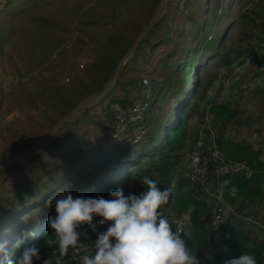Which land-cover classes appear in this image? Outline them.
I'll return each mask as SVG.
<instances>
[{"label": "rangeland", "instance_id": "rangeland-1", "mask_svg": "<svg viewBox=\"0 0 264 264\" xmlns=\"http://www.w3.org/2000/svg\"><path fill=\"white\" fill-rule=\"evenodd\" d=\"M114 1L116 2V0ZM114 1L0 0V161L9 155L40 147L44 143L47 133L60 118L77 104L94 99L110 79L111 76L106 78L104 64L100 61L108 56L118 57L122 53L124 45L134 41L137 36V29L140 26L142 29L150 16V7L145 5L146 0H122L117 3ZM219 1H225L223 6L225 13H223V16L219 15L216 10H212L213 5H210L204 28L200 29V34L197 36L198 40L199 38L202 40L201 44L199 42L200 46L186 55V66L178 68L175 58H168V60L165 58L166 54L171 51L169 45H161L155 48L156 50L152 54L155 70L161 71V74L164 75L169 72V85L161 90L153 89L150 93H147V98L151 97L152 100L157 98L156 105L161 106L167 103L168 96L166 92L168 89L176 95V99L178 94L181 99H184L191 92L195 81L194 69L198 62L203 65L201 61L203 62L206 55L212 51V48H207L202 52L201 47L205 43L204 40L206 37L209 38L212 32L215 33V36L210 44L217 42L219 35L225 33L232 22L231 20H234V23L239 22V24L234 27L232 34H229V37L225 39V43L229 44L232 37L238 41L241 39L242 43L248 45V47L260 46L259 40L264 41V21L260 20L262 17L256 21L258 26L260 25L263 29L259 28L256 34L253 33L249 36L250 29L239 26L242 25V13L248 11L252 6L248 0H233L230 7L228 6V0ZM179 2H181V6L172 9L173 24L176 27V30L171 33L174 40H176L181 30H188V18L197 8L194 2L187 3L186 0H179ZM161 3L162 0H157L152 8L153 13ZM206 3L207 0H202L201 8L203 9L201 12L206 8ZM259 5L264 8V0L259 2ZM181 11L187 12V15L181 14ZM199 18L202 22L203 16L200 15ZM170 20L171 18L168 17V21ZM216 22L218 32H215ZM192 27L191 25L190 29L192 31L190 30V33L194 34ZM158 29H161L159 25L146 38L149 45L158 39ZM241 32L245 33L242 37ZM246 36H249V38H246ZM190 37L192 38L193 35H190ZM189 38L188 44L190 42ZM216 46L215 44L214 47ZM149 57L150 54L146 63ZM128 69V72H124L123 80L140 78L141 75L137 72L138 68L129 67ZM145 75L148 80L151 75L158 76L154 70ZM227 76L225 83L227 86L231 85L228 91L235 93L238 102L235 103L233 99L231 101L229 93L226 94L225 100L235 103L246 114L253 115L255 122H261L257 125L258 129L256 130L251 131L244 128V134L241 137H236L235 128L231 126L228 129L229 135L227 134V136L233 139L248 138L257 144L258 138L264 133L262 123L264 121V84L260 86L261 91L257 93L255 98L253 92L254 88L256 90L255 85L258 83V79L256 80L252 76L251 83L245 87V90L240 91L233 86L234 76L230 74ZM65 78H69V80L66 81ZM254 79L256 80L255 84L252 81ZM131 89L128 92L125 89L121 90V94L126 92L128 94L129 91L137 92L134 90L136 88ZM115 93L116 90H113L110 94L115 95ZM108 100V97H105L97 105L91 106L92 108L76 112L68 121L62 124V129L60 127V130H57L50 141L56 138L58 134H63L68 125L77 122L81 117H86L89 121L93 119ZM175 101L171 100L168 112L172 111L171 107L175 105ZM151 107L146 112L148 118L151 117L150 112L153 109ZM87 110L88 112H86ZM155 112L158 115L160 114L157 109ZM169 116L156 120V131L149 144L140 149H134L128 148L122 143L119 147L111 149L108 154L114 156L120 152L122 153V161L132 162L148 148L152 149L166 136L168 128L173 123ZM167 120L169 121L165 126ZM80 124L81 128L86 126L83 122H80ZM82 134L78 139L70 138L66 141L68 153H75L74 151L79 149L78 146H84L88 143L84 139L86 133L84 134L82 131ZM246 134H249V136H246ZM91 140H96V136H92ZM90 145L93 146V143ZM41 150L42 148L33 155L20 156L17 162L0 169V201L15 194L20 189L32 185L33 174L30 167L36 170V180L39 182L43 181L42 177L44 175H48L46 172L39 171L36 166L37 162L45 160L42 154H38ZM100 150L104 152L106 149L102 148ZM65 156V154L54 155L51 156V160L55 159L56 161L57 158L61 160ZM146 160L147 158L143 161L147 162ZM75 162L77 166L80 161L76 159ZM12 169H15L14 172H12ZM91 176L89 175V177ZM30 177L31 179H29ZM54 178L57 179V177ZM71 185H77V183L73 181L68 185L69 188ZM81 190L82 188L79 191ZM54 194L50 203L55 202L58 198V191ZM41 202L39 201V205L32 208L28 215L20 218L18 226L26 224L31 214L38 217L39 223L47 217V209ZM242 210L264 223V201L257 206L248 204ZM248 228L262 236L257 227L250 225ZM37 233L38 230L32 231L29 238L35 237ZM17 251L21 252L22 250L16 248L11 250L10 253L13 255Z\"/></svg>", "mask_w": 264, "mask_h": 264}, {"label": "trees", "instance_id": "trees-1", "mask_svg": "<svg viewBox=\"0 0 264 264\" xmlns=\"http://www.w3.org/2000/svg\"><path fill=\"white\" fill-rule=\"evenodd\" d=\"M118 1L122 0H116V2H114L117 3ZM176 1L177 0H168L164 15L140 41L130 60L120 71L117 82L110 91L111 93L113 90H116V92L121 93V90L125 89L128 92L129 89L136 88L134 89L137 91L135 95L129 98L127 92L121 95H116V93L115 95H111L109 93L106 96L109 99L108 102L100 109L102 120L97 122L99 129L92 130L90 134H87V129L80 127V122L89 126V124L93 122V119L89 121L88 118L81 117L77 122L68 125L63 134H58L56 138L46 144L38 153L45 157V160L39 161V163L37 162L36 164L39 171L48 174L42 177L43 181L39 182L36 180L37 172L33 167H30L33 174L32 185L24 187L15 194L0 201V244L4 245L5 252L13 262L21 255L23 249L33 245L40 248L42 259L52 256L50 250L54 247L55 233L48 225V218L56 214L54 208L55 202L50 203L51 197H54L55 192L58 191L59 193L61 189L66 191L68 189L74 197H104L105 199H109V193L111 191L122 189L125 195L129 193L138 195L146 189V186L142 185L143 177L148 176L150 179L159 181L158 187L161 189L168 188L173 171L177 168H183V160L189 142V121L201 107L207 89L217 76L216 73L210 72L209 64H211V61L215 60L213 63L216 66L230 68L241 56L243 43L241 39L238 41L235 40L234 37L230 39L231 41L229 44L225 43V39L229 37V34H232L234 25L236 24L233 22L234 20H231L232 22L227 27L225 33H221L218 41L213 42L212 45L210 42L214 39L215 33L211 32L209 38L206 37L204 40L205 43L202 44L201 49L202 52H204L205 49L212 48V51L206 55L203 62L201 61L203 65L198 62L194 69L193 76L195 77V81L191 92L186 95L184 99H181L178 94L176 99V95L168 89L166 92L168 96L167 103L161 106L158 104L156 105L157 98L156 100H152L151 97L147 98V93H150L153 89L161 90L166 85H169V72L164 75L161 74V71H156L154 67V71L158 76L151 75L148 85H143L142 73L146 72L147 69L140 68L137 65H146L147 57L149 54L153 53L158 46L169 45L171 51L166 54L165 58H167V60L168 58H175L178 68L180 66H186V55L200 46L199 42L201 44L202 40L199 38V41L197 36L200 34V29L204 28L203 26L205 25V20L208 18L210 5H213L212 10H216L219 15L223 16V13H225L223 7L225 1L207 0L206 8L201 12L203 9L201 8L202 0H186L187 3H196L197 8L188 18V30H181L176 40H174V38L171 37V33L176 30V27L173 24L174 16L172 14V9L181 6V2H179V0L178 2ZM231 1L233 0H228L229 7L232 4ZM248 1L252 6L248 11L242 13L241 21L244 23L241 26L248 25L251 31L250 33L256 34L258 33V24L256 20L262 17L260 20L264 21V8L259 5V2L263 0ZM156 2L157 0L145 1V5L150 7V16L149 14V17L147 16L149 19L153 14L152 8ZM181 14L187 15V12L181 11ZM200 15L203 16L202 22H200ZM168 17L171 18L170 21H168ZM215 20L217 19L215 18ZM164 24L165 26H163ZM158 25L161 27V29H158V39L155 42H151L149 45V43L146 42V38ZM191 25L193 26L194 34L190 33V30L192 31V29H190ZM216 27L217 22L215 25V32H218ZM140 29L141 26L137 29L136 34H138ZM190 35H193V37L191 38ZM241 35L243 36L244 34ZM188 38L190 39L189 44ZM246 38L248 37L246 36ZM132 42L133 41L124 45L123 51L118 57L108 56L107 58H102L100 62L104 64L106 78L112 75L119 59ZM215 44L217 45L216 47H214ZM132 63L133 67L138 68L137 72L141 75L140 78L123 80L122 77L124 76V72L128 71ZM258 66L263 68L261 74H264V59L259 61ZM103 99H105V97ZM139 99L149 100L144 112L145 116L150 106L153 108L150 112L151 117H146L148 121L155 124L152 133L145 140L133 145H129L127 140L122 137L116 142L104 145L103 143L106 142V132L108 130V118L111 117V105L115 102L122 106L131 105L134 101ZM172 99L176 100V103L171 107L172 111L168 112ZM156 109L160 111L159 115L156 114ZM86 112H88V110ZM208 112L214 120L213 127L215 130L216 144L222 155L225 158L246 160L253 170L252 176L248 179L239 176L233 178L222 177L219 182V189L222 197L235 204L240 211H243L242 209L246 208L248 204L257 206L264 201V159L261 158L262 151L254 147L252 142L247 138L233 139L227 136L228 127L231 123H237L239 121L237 117L240 113V111L229 102L212 103ZM165 116H169L170 119L173 120V123L168 128L166 136H164L159 143L154 145L152 149L148 148L132 162L122 161V153L120 152L114 156L108 154L111 149L119 147L122 143L128 148L134 149H140L146 144H149L156 131V120H161V117L166 118ZM168 121L169 120L166 121L165 126ZM62 127L63 125L60 129H62ZM82 131L84 134L86 133L84 139L87 140L88 143L84 146H78L77 148L79 149L74 151L75 153H68L66 141L70 138L78 139L83 135ZM128 132L127 130L122 134H128ZM94 135L96 136V140L93 141L91 137ZM92 143L93 146L90 145ZM102 148L106 150L101 152L100 149ZM58 154H65L66 156L65 158H61V160L56 157L57 162L55 159L53 162L51 156H56ZM74 155L75 157H73ZM145 158H147V162L143 161ZM76 159L80 161L77 166L75 162ZM14 170L12 169V172H14ZM89 175L92 176L89 177ZM54 177H57V179ZM29 179H31V177ZM73 181H75L77 185H71L69 188L68 185ZM81 188L82 190L79 191ZM38 200L40 202L42 200V205L46 207L47 217L39 223L37 220L38 217L31 214L28 217V223L26 222V224H20L18 226L20 218L28 215L32 208L39 205ZM172 206L178 213L185 214L189 217V225L184 229L181 235L186 241L188 248L191 250V254L197 256L201 264H223L225 259L239 257L242 253L254 254L257 259V264L261 262L264 256V239L262 236L252 232L250 228H246L243 224H231L224 230V248L222 252L212 253L209 251V254L207 253L209 211L201 194H199L197 186L191 185L185 179H179L174 188ZM100 219L101 217L94 215L93 223H97ZM39 227L40 229H38ZM36 230H38V233L35 237L29 238L32 231ZM16 248L22 251H17L12 255L10 253L11 250ZM0 259H2V257H0ZM3 264H6V261H3ZM35 264H40V261H35ZM53 264H55V259L53 260ZM61 264L74 263L62 258Z\"/></svg>", "mask_w": 264, "mask_h": 264}, {"label": "clouds", "instance_id": "clouds-1", "mask_svg": "<svg viewBox=\"0 0 264 264\" xmlns=\"http://www.w3.org/2000/svg\"><path fill=\"white\" fill-rule=\"evenodd\" d=\"M159 181L143 177L146 189L140 194L125 195L122 189L109 193L110 198L73 196L70 191L59 190L55 200V215L49 216L48 225L54 230L59 258L41 257L40 248L33 245L23 249L15 262L3 244H0V264H61L70 248L75 249L83 225L96 232L97 224L111 221L104 232H97L94 254L80 256V264H201L191 254L182 238L185 219L173 220L165 214L163 206L171 196L170 188L161 189ZM94 215L101 217L93 223ZM173 223L179 225L173 230ZM114 238V239H113ZM223 264H257L254 254L242 253L225 259Z\"/></svg>", "mask_w": 264, "mask_h": 264}, {"label": "built area", "instance_id": "built-area-1", "mask_svg": "<svg viewBox=\"0 0 264 264\" xmlns=\"http://www.w3.org/2000/svg\"><path fill=\"white\" fill-rule=\"evenodd\" d=\"M81 66V65H80ZM66 81L69 78H65ZM149 80L145 74L142 75V84L148 85ZM149 100H136L131 105L122 106L115 102L111 105V117L108 118V130L106 142H116L120 137L125 138L129 145L145 140L153 131L155 124L148 121L145 116V109ZM214 120L209 113L203 119V123L196 136L189 139L186 148V155L183 160V168L175 169L171 175L168 188L171 189V196L163 210L173 220L185 219V225L181 228V234L189 225V217L178 213L173 209L172 197L174 188L179 179H185L191 185L197 186L199 194L209 211V232H208V254L210 252H222L223 232L231 224H243L246 228L250 225L257 227L264 239V223L256 220L251 215L238 210L235 204L222 197L219 182L222 177L233 178L239 176L248 179L252 176L253 170L246 160L225 158L216 144ZM128 134H122L125 131ZM111 221L104 225L97 224L96 232L84 225L80 228L82 233L79 244L75 249L70 248L63 258L71 263H80V256L94 254V242L97 239V232L106 231ZM173 230L179 225L173 223ZM114 239V238H113ZM50 254L59 258V250L54 238V247ZM62 259V258H60ZM259 264H264V256Z\"/></svg>", "mask_w": 264, "mask_h": 264}, {"label": "crops", "instance_id": "crops-1", "mask_svg": "<svg viewBox=\"0 0 264 264\" xmlns=\"http://www.w3.org/2000/svg\"><path fill=\"white\" fill-rule=\"evenodd\" d=\"M243 23L244 22H242V24ZM238 24H239V22H237L234 25V27L237 26ZM239 26L241 27V25H239ZM245 27H248V29H249L248 25L243 26V28H245ZM263 27H261L259 25V26H257V30L259 31V28L263 29ZM250 32L248 33L249 36L251 35ZM241 34L245 35L244 32H241ZM249 36H247V37L249 38ZM241 37H242V35H241ZM258 43L260 46H256V47H248V45L243 44L241 56L239 57V59H237L232 64V66L230 68L225 67V66H216L213 63L215 60L211 61V64H209V70L211 73H216L217 76L212 81L211 86L207 89L206 96H205L204 101L201 104V107L191 117V119L189 121V125H188L189 139H192L196 136L197 132L199 131V129L202 126L203 119H204L205 115L207 113H209L208 110H209V107L212 103L228 102L227 100H225V96L228 93H229L228 95H229L231 101L233 99V101L235 100V103L238 102L236 99L235 93L234 92L230 93V91H228L229 88L231 87V85L227 86V84L225 83V79L228 77L227 76L228 74L234 76L233 77V81H234L233 86L236 87L235 89H239L240 91H242L243 89L245 90V87H247L251 83L252 76L254 78H256V80L258 79L257 80L258 83H256L255 79L252 80V81H254V84L256 83V85H255L256 90L254 88L253 95L255 96V98L257 97V93L259 91H261L260 86L262 84H264V74H261V71L263 70V68L258 66L259 61L264 59V41L261 42V40H260V42H258ZM152 54L153 53L150 54V57H149L146 65H143V64L137 65L140 68L147 69L146 72H144L142 74H148L154 70L155 62L152 58L153 57ZM131 56H130V58H131ZM130 58L127 61H129ZM127 61L124 64V66H126V64L128 63ZM124 66H123V68H124ZM131 67H133V63L130 64V68ZM134 93L135 92L130 91L127 94V96L129 98H131V97H133ZM116 95H121V93L116 92ZM229 103L232 106H234L237 110L240 111V113L238 114V117H237L239 121L237 123H235V122L231 123V125L228 127V129H229L231 126H234L235 133L237 134L236 137H238V136L241 137L242 134H244L243 133L244 128L250 129L251 131H253V129H255V130L258 129L257 125H259V123L261 124V122H258V123L255 122V118L253 115L246 114L245 111L242 108H240L239 106H236L235 103H233V102H229ZM100 120H102V115H101V112L99 109V114H97L95 117H93V122H91L89 124V126L86 125L83 129H87L88 130L87 134H90L92 132V130L99 129L97 122H99ZM262 123L264 125V121ZM228 129H227V134L229 133ZM247 135L249 136V134H246V136ZM260 138H258L259 140H258L257 144L252 142L250 139H248V138L247 139L252 142L254 147L259 148L262 151L261 158L264 159V133L261 134Z\"/></svg>", "mask_w": 264, "mask_h": 264}, {"label": "water", "instance_id": "water-1", "mask_svg": "<svg viewBox=\"0 0 264 264\" xmlns=\"http://www.w3.org/2000/svg\"><path fill=\"white\" fill-rule=\"evenodd\" d=\"M167 3H168V0H162V3H161L162 4V8H161L160 12L157 13V9L159 7L158 6L157 9L152 14L151 18L146 23V25L138 32V34L135 37L134 41L131 43L129 48L126 50L124 55L121 57V59L119 60V62L115 66L114 71H113L110 79L102 87L101 91L98 93V95L94 99H92L90 101H86V102H81V103L77 104L66 115H64L62 118H60L58 120V122L53 126V128L47 133L46 139H45L44 143L40 147L28 149L27 151H24V152H21V153H18V154L9 155L5 159L0 161V169L5 167L8 164L17 162L18 158L20 156L35 154L38 150H40L41 148H43L46 144H48L50 142L51 138L57 132V130L62 126L63 123L68 121V119L71 116H73L76 112H78V111H80L82 109H87V108L97 104L104 97H106L110 93V91L113 89V87L115 86L120 71L122 70V68H123L124 64L126 63V61L133 54V52L137 48V46L140 43V41L146 36V34L149 32V30L156 24V22L165 13V11L167 9Z\"/></svg>", "mask_w": 264, "mask_h": 264}, {"label": "bare ground", "instance_id": "bare-ground-1", "mask_svg": "<svg viewBox=\"0 0 264 264\" xmlns=\"http://www.w3.org/2000/svg\"><path fill=\"white\" fill-rule=\"evenodd\" d=\"M161 8H162V4L159 5V7L157 9V13L160 12Z\"/></svg>", "mask_w": 264, "mask_h": 264}]
</instances>
